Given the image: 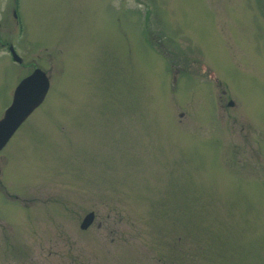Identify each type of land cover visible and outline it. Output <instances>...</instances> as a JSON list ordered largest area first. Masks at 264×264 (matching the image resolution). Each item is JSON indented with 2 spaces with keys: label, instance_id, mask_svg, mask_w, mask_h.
Listing matches in <instances>:
<instances>
[{
  "label": "rangeland",
  "instance_id": "rangeland-1",
  "mask_svg": "<svg viewBox=\"0 0 264 264\" xmlns=\"http://www.w3.org/2000/svg\"><path fill=\"white\" fill-rule=\"evenodd\" d=\"M24 11L55 66L0 149V264H264V0Z\"/></svg>",
  "mask_w": 264,
  "mask_h": 264
},
{
  "label": "flooded vegetation",
  "instance_id": "flooded-vegetation-1",
  "mask_svg": "<svg viewBox=\"0 0 264 264\" xmlns=\"http://www.w3.org/2000/svg\"><path fill=\"white\" fill-rule=\"evenodd\" d=\"M32 32L31 23L28 27L24 0H0V105L4 106L0 110L1 118L11 104L17 87L33 73L41 70L48 80L42 101L50 90L49 72L55 66L52 53L54 42L33 36ZM3 147L5 144L0 149Z\"/></svg>",
  "mask_w": 264,
  "mask_h": 264
},
{
  "label": "water",
  "instance_id": "water-1",
  "mask_svg": "<svg viewBox=\"0 0 264 264\" xmlns=\"http://www.w3.org/2000/svg\"><path fill=\"white\" fill-rule=\"evenodd\" d=\"M33 74L17 87L11 104L0 119V148L32 110L41 103L48 88V80L43 71L39 70V73ZM22 84L23 86H21ZM94 217L95 214L92 210L87 212L80 222V227L87 228L93 222Z\"/></svg>",
  "mask_w": 264,
  "mask_h": 264
}]
</instances>
